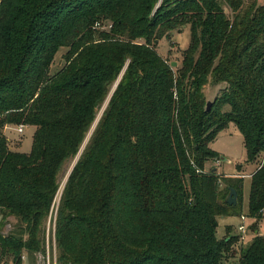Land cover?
Masks as SVG:
<instances>
[{
    "label": "trees",
    "instance_id": "obj_1",
    "mask_svg": "<svg viewBox=\"0 0 264 264\" xmlns=\"http://www.w3.org/2000/svg\"><path fill=\"white\" fill-rule=\"evenodd\" d=\"M158 1L0 0V225L16 220L0 231L6 263L45 251L55 207V264H223L239 237L218 240V217L243 215V177L207 167L230 122L247 160L261 157L248 216L264 218V5ZM185 26L190 44L172 67L157 45ZM208 84L219 91L206 111ZM18 125L34 127L28 153L4 134ZM254 232L233 264H264Z\"/></svg>",
    "mask_w": 264,
    "mask_h": 264
},
{
    "label": "rangeland",
    "instance_id": "obj_2",
    "mask_svg": "<svg viewBox=\"0 0 264 264\" xmlns=\"http://www.w3.org/2000/svg\"><path fill=\"white\" fill-rule=\"evenodd\" d=\"M248 2L249 0H245ZM258 4L264 5V0H257ZM109 25H105L104 27H108ZM191 31L189 26L183 27L179 32L173 31L170 33V36L162 37L157 45L158 54L165 58L169 63L176 62L175 66H179L182 59V51L186 50L190 44ZM66 52L65 48H61L54 59V62L50 68V73L53 74L63 65V58L61 61L60 57ZM174 66V67H175ZM115 84V83H114ZM114 86V85H113ZM113 89V88H112ZM205 94L207 100H212L213 97L218 93L219 88L215 85L208 84L204 87ZM109 95L104 100V102L109 100ZM104 102L101 104L99 109L97 110L95 120L93 121L87 135L86 142L88 141L94 126L96 125L98 119L100 118L103 110L106 107L104 106ZM104 107V108H103ZM224 110H228V107L225 106ZM101 113L99 118L97 119V115ZM94 125V126H93ZM4 134L8 139V144L13 150H17L20 152L28 153L31 150L32 145V135L34 132V127L31 126H23V132L19 133L17 131V126H11L10 128L3 129ZM84 142L83 146L86 144ZM82 146V148H83ZM210 148L218 153L220 157H223L222 161L213 160L212 163L208 164L209 166H213L217 168V171L223 173L225 175H247L243 177V191H242V213L245 216L244 225L246 230L244 234H239L237 230V225L240 223V216H225L218 217V227L216 229V237L217 239H222L227 235H237L239 237V241L235 243L234 249L237 252L235 256H229L224 260L223 264H233V260H237L239 257V251L244 249L253 238L255 232L254 229L260 235H264V218L260 219L256 222L255 219L248 216L249 205H248V194H249V186H250V177L249 175L257 168L259 162L261 161V157L257 158L254 161L247 160L246 149L243 142V137L236 125L233 122L227 124L225 128H223L217 136L211 141ZM81 148V149H82ZM80 149V152H81ZM80 152L71 160H69L63 167V170L60 174V191L62 190L64 183L67 179L68 173L72 167V165L76 162V159ZM215 168V169H216ZM59 191V192H60ZM59 195V194H58ZM59 198V196H58ZM55 218V207L51 215L48 216V219L45 223V251L37 252L32 255L24 254L23 263L24 264H55V249H54V239H53V223ZM16 225V220L12 217H9L4 224L0 225V231L4 234L8 232H12L14 226ZM240 236H244L243 243L240 241ZM0 264H11V262H5V260L0 257Z\"/></svg>",
    "mask_w": 264,
    "mask_h": 264
},
{
    "label": "water",
    "instance_id": "obj_3",
    "mask_svg": "<svg viewBox=\"0 0 264 264\" xmlns=\"http://www.w3.org/2000/svg\"><path fill=\"white\" fill-rule=\"evenodd\" d=\"M159 3H160V0L158 1L156 7L159 5ZM62 58H63V55H61L59 61H61ZM170 65H171L172 67H174V66L176 65V62H171ZM116 84H117V82L114 84L113 89L115 88ZM110 96H111V93H110ZM110 96H109V98H110ZM211 104H212V101H210V100H207V101H206V105H205V110H206V111H209V110H210V108H211ZM77 158H78V157H77ZM222 160H223V157H220V158H219V161H222ZM73 166H74V164L72 165L71 169L73 168ZM71 169H70V171H71ZM70 171H69V173H70ZM69 173H68V175H69ZM67 177H68V176H67ZM236 198H237L236 191H235L233 188H230L229 193H228V195H227V197H226V202H227L228 204H236Z\"/></svg>",
    "mask_w": 264,
    "mask_h": 264
},
{
    "label": "built area",
    "instance_id": "obj_4",
    "mask_svg": "<svg viewBox=\"0 0 264 264\" xmlns=\"http://www.w3.org/2000/svg\"><path fill=\"white\" fill-rule=\"evenodd\" d=\"M97 26H98V24H97ZM110 26V25H109ZM17 131L19 132V133H22L23 132V125H18L17 126ZM240 176L241 177H245V176H247V175H244V174H240ZM244 219H245V216L244 215H241L240 216V223L237 225V230L239 231V234H244V231L246 230V227H245V225H244ZM243 240H244V236H240V241H242L243 242Z\"/></svg>",
    "mask_w": 264,
    "mask_h": 264
},
{
    "label": "bare ground",
    "instance_id": "obj_5",
    "mask_svg": "<svg viewBox=\"0 0 264 264\" xmlns=\"http://www.w3.org/2000/svg\"><path fill=\"white\" fill-rule=\"evenodd\" d=\"M104 106H105V105H104ZM103 108H104V107H103ZM100 114H101V113L99 112V114L97 115V119L99 118Z\"/></svg>",
    "mask_w": 264,
    "mask_h": 264
},
{
    "label": "crops",
    "instance_id": "obj_6",
    "mask_svg": "<svg viewBox=\"0 0 264 264\" xmlns=\"http://www.w3.org/2000/svg\"><path fill=\"white\" fill-rule=\"evenodd\" d=\"M7 128H10V127H6L5 129H7ZM217 169V168H216ZM219 172V171H218Z\"/></svg>",
    "mask_w": 264,
    "mask_h": 264
}]
</instances>
